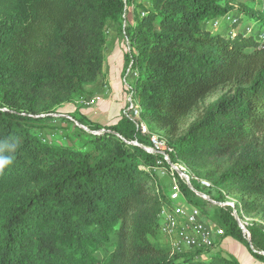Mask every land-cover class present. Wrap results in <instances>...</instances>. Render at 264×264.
<instances>
[{"label": "trees", "instance_id": "1", "mask_svg": "<svg viewBox=\"0 0 264 264\" xmlns=\"http://www.w3.org/2000/svg\"><path fill=\"white\" fill-rule=\"evenodd\" d=\"M147 3L0 0V140L15 137L20 145L14 163L0 173V264H102L100 257L111 251L121 264H239L215 252L219 244L180 254H172L166 241L157 244L158 235L163 239L160 212L170 206L156 170L163 157L130 142L152 147L149 135L156 132L171 164L178 165L182 157L225 160L241 149H264L263 2ZM227 15L232 27L240 25L234 36L206 28ZM110 25L129 46L124 60L135 74L130 90L138 118L122 117L102 129L75 117L89 132L76 126L79 133L68 142L42 137L47 125L41 122L50 117L39 115H48L56 102L82 97L99 78ZM222 88L228 89L177 137L191 114ZM41 97L49 100L41 104ZM202 169H209L215 189L240 192L247 212L264 205V156L234 172L216 164ZM175 177L187 203L206 218L210 203ZM191 185L225 204L220 190ZM219 210L223 239L264 264V233L250 227L247 241L230 208Z\"/></svg>", "mask_w": 264, "mask_h": 264}, {"label": "rangeland", "instance_id": "2", "mask_svg": "<svg viewBox=\"0 0 264 264\" xmlns=\"http://www.w3.org/2000/svg\"><path fill=\"white\" fill-rule=\"evenodd\" d=\"M137 1V3H136ZM264 4V0H261ZM136 4L144 3L146 6L148 5L147 0H135ZM231 18L232 15H229ZM235 16V15H234ZM235 21H232L231 24L226 21H220L217 27H212V25H208L206 28L212 33H219L223 36L229 35L234 36L237 34L240 25L236 27H232V24ZM111 26V25H110ZM251 23H247L245 28L248 29V32L251 34H255L257 31L256 28L252 30ZM251 27V28H250ZM264 31V27L262 28L261 32ZM115 34V27L111 26L110 29L107 31V37L109 38L110 35ZM118 35V33H117ZM119 40L113 44L107 43L106 50L104 53V65L102 72L92 86L86 88L85 93L82 97L75 99L72 103L63 104V103H54L51 108V112L48 115H39L40 119L46 118L47 116L50 117L46 118L49 120H45L44 123L47 125L45 128L40 129L39 135L42 137H49L50 134L55 136L53 140L63 142H68L70 138L75 139V135L78 134L79 129L86 130V127L82 126L81 124L77 123L73 118L75 117H84L86 120L91 122L92 124H96L97 126L101 127L102 129H107L115 124H117L122 117L125 119H132L134 118L129 113V104L133 101L134 98L131 93V85L133 82V78L135 77L134 73H131L129 69H126V62L124 60L125 54L129 53V46L123 36L119 35ZM109 40V39H108ZM13 89L21 90L24 94H28L27 90L22 84L13 83L11 84ZM228 88H222L212 94L208 99H206L203 106H200L196 112L192 113L191 116L188 118L186 126L180 128L177 137L182 135L186 132L187 127L189 124L194 122L202 113V110L210 103L214 102L217 98L223 95ZM46 97H41L39 99L41 104L47 103ZM49 100V99H48ZM151 138L150 140L154 139L156 142V147L152 148L155 153H163L167 152V147L164 141L161 140L160 135L156 132H152L149 135ZM141 146L140 144H138ZM151 148V147H147ZM264 156V149H241L236 153L230 155L225 160H206L204 158L193 157V158H180V167H182L186 172L193 173V177L198 174L200 177L197 179L205 180L212 185L214 191H219L218 188L215 186V180H209L208 178L211 177L209 173V169H202L203 167L211 166V164L220 165L222 168L221 171H237L242 167L252 164L256 161H259ZM169 160V158H168ZM170 161V160H169ZM171 163V162H170ZM178 165V164H177ZM165 175L160 178V182L164 187L165 192L168 194L171 191V182L173 180L171 172L167 171V169L163 168ZM188 174V173H187ZM191 176V175H189ZM176 181V178H174ZM218 180V179H216ZM220 194L222 193L225 204L222 206H213V205H205L204 211H206V220L219 228L218 225V217L220 215V208L223 207H230L232 204L237 212L240 213V218L246 220L250 224V227L258 228L260 231L264 233V205L260 207L255 212H247L245 209V203H247L246 198L241 195L240 192H231L228 193L221 188ZM213 195V193H212ZM215 196V194H214ZM240 210V211H239ZM146 215H152V211L142 212L137 215L139 220L143 219ZM249 227V228H250ZM157 244L165 245V240L159 237L158 235ZM235 241L230 242L228 239H225L223 242L222 247L218 245L215 252H221L223 255H227V253L232 254V250L236 247V244L233 243ZM218 244V242H217ZM234 247V248H233ZM116 253L111 251L106 255L100 257L102 260V264H121L120 260L116 257ZM253 258V257H252ZM254 259V258H253ZM255 260V259H254ZM258 262V261H257ZM257 264V263H254ZM261 264V263H258Z\"/></svg>", "mask_w": 264, "mask_h": 264}, {"label": "built area", "instance_id": "3", "mask_svg": "<svg viewBox=\"0 0 264 264\" xmlns=\"http://www.w3.org/2000/svg\"><path fill=\"white\" fill-rule=\"evenodd\" d=\"M261 12L264 16V4L262 6ZM231 22L232 18L227 15L220 20H215L211 23L212 27H217L220 21ZM248 31V30H247ZM129 113L134 119L139 116V109L136 104L130 102ZM141 131L144 133L145 129L141 126ZM124 141V140H123ZM152 147L147 148L144 146H139L137 142H130L131 145L142 148L145 152L152 154L154 150L152 148L156 147V142L154 139L151 140ZM167 152H170L167 149ZM163 160L158 163V168L156 169L160 176H164V164L168 166L167 171L172 174L171 191L169 194L170 206L167 208H162L159 216V233L166 241L172 254H180L189 250H199V249H210L217 244L224 237V232L209 223L206 218L201 214L197 207H194L187 203L186 199L182 196L179 189L177 180L174 178L175 174L178 176L179 180L186 184L188 189L194 193L201 200L210 203L213 206H222L220 203L212 201L207 195L196 191L192 185L191 181L196 182L203 189H212V185L205 180L197 179L196 177H191L187 172L177 164H171L168 160V156L163 153ZM166 169V168H165ZM164 170V171H162ZM231 216L234 218L238 228L242 232L244 238L250 240L249 227L250 224L240 218V213L237 212L232 204ZM240 211V210H239Z\"/></svg>", "mask_w": 264, "mask_h": 264}, {"label": "clouds", "instance_id": "4", "mask_svg": "<svg viewBox=\"0 0 264 264\" xmlns=\"http://www.w3.org/2000/svg\"><path fill=\"white\" fill-rule=\"evenodd\" d=\"M19 147V141L15 137L0 140V173L14 163Z\"/></svg>", "mask_w": 264, "mask_h": 264}, {"label": "crops", "instance_id": "5", "mask_svg": "<svg viewBox=\"0 0 264 264\" xmlns=\"http://www.w3.org/2000/svg\"><path fill=\"white\" fill-rule=\"evenodd\" d=\"M136 3H137V1H136ZM141 5L146 7V5L144 3H141ZM108 39H109L108 42L113 44V43L117 42L120 38H119V35H117V33L115 31V34L110 35ZM225 239H228L230 242L234 241L230 238H225ZM225 239H222L218 242L220 247H222ZM233 243L236 244V246H234L236 248L234 250H232V254L227 253V255L234 257L239 262V264H254V263L258 264V263H260V262H257L256 260H254L252 258V256L249 254V252L246 250L245 247H243L242 245H240L236 241ZM224 256H226V255H224Z\"/></svg>", "mask_w": 264, "mask_h": 264}, {"label": "water", "instance_id": "6", "mask_svg": "<svg viewBox=\"0 0 264 264\" xmlns=\"http://www.w3.org/2000/svg\"><path fill=\"white\" fill-rule=\"evenodd\" d=\"M87 130V129H86Z\"/></svg>", "mask_w": 264, "mask_h": 264}]
</instances>
